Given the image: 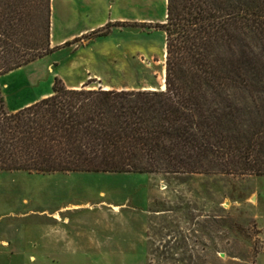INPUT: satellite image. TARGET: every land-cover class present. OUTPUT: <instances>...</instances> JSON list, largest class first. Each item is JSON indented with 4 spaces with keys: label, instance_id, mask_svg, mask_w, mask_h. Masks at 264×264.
Wrapping results in <instances>:
<instances>
[{
    "label": "trees",
    "instance_id": "16d2710c",
    "mask_svg": "<svg viewBox=\"0 0 264 264\" xmlns=\"http://www.w3.org/2000/svg\"><path fill=\"white\" fill-rule=\"evenodd\" d=\"M167 2L154 27L166 89L56 79L49 97L11 112L0 86V172L264 177V0ZM52 17V0H0V78L62 49Z\"/></svg>",
    "mask_w": 264,
    "mask_h": 264
},
{
    "label": "rangeland",
    "instance_id": "374dc122",
    "mask_svg": "<svg viewBox=\"0 0 264 264\" xmlns=\"http://www.w3.org/2000/svg\"><path fill=\"white\" fill-rule=\"evenodd\" d=\"M52 2L58 37L96 29L58 63L3 76L9 110L52 93L61 71L68 86L163 87L166 35L154 27L167 0ZM98 39L111 56L90 71L66 66ZM0 264H264V177L0 172Z\"/></svg>",
    "mask_w": 264,
    "mask_h": 264
},
{
    "label": "crops",
    "instance_id": "0c3cea01",
    "mask_svg": "<svg viewBox=\"0 0 264 264\" xmlns=\"http://www.w3.org/2000/svg\"><path fill=\"white\" fill-rule=\"evenodd\" d=\"M129 17L130 16H128L127 18H129ZM163 23H165V21L162 22V24ZM103 25H104V23L101 24L100 26H103ZM95 29L96 28L93 27V28H90L88 30L81 31L80 33L72 34V35H68V33L65 32V33L62 34V36L58 37L56 35L55 25H53V27H52V48H62V49L59 50L58 52L46 57V58L47 59L50 58L54 64L58 63V61L61 59V55L60 54L62 52H65V51H69V48L74 46V45L73 46L71 45L70 47H65V46H67V44H72V42H74V40H76L77 38H80L85 33H89L91 31H94ZM99 48H100L99 47V39L95 40V41H93L91 43H88V44H86L83 47H80V49L75 51V53H73V52L70 53L71 54V55H69V57H70L69 61L70 62H68V64L66 66L67 67H71V69L75 70V71L76 70L80 71L81 68H83V69H85L87 71H90V69L96 68L97 61L100 59V57H104V55L107 56L108 54H110V56H111V54H112V51H111L107 55H106V53L105 54L103 53L104 54L103 55L102 52H100ZM163 50H164V47H163ZM56 56H58V58H55ZM46 58L38 60V61H43ZM38 61L33 62V63H31V64H29V65H27V66H25V67H23V68H21L19 70H16V71L12 72V73L21 72L22 70L30 67L31 65L36 64ZM63 63L61 62V64L58 66V68H60L61 70L63 68ZM61 72H60V74H56L55 75V81H56V79H60V80H62L63 83L65 82L67 84V81H66L65 77L62 75ZM12 73H10V74H12ZM10 74H8V75H10ZM1 78H0V80H1ZM37 86L38 87L36 89H40L39 88L40 87L39 84ZM85 86H87V85H84V84L72 85V86L66 85V87H68L69 89H81V88H83ZM33 88H34V86H33ZM94 88L95 89L103 88L105 90H140V89H143V90H157L158 89L157 86H143V87H139V88L123 87V88H120V89H117V88L111 87V86H99V87H94ZM2 89H3V92H4L5 89L4 88H2ZM37 92L38 93H34L33 96H31V99H29V100H27L25 102L23 101L21 104H17L14 108H12L11 110H9V109L8 110L11 111V112H17V111H19L21 109L29 107V106H31V105H33V104H35V103L47 98V97H49L52 94L50 92L41 93L39 90H37ZM6 104H7V100H6ZM59 217L60 216L58 214H54V218L55 219L61 220V217L60 218ZM64 222H65V220H64ZM53 230L55 232L58 231L56 228H53Z\"/></svg>",
    "mask_w": 264,
    "mask_h": 264
},
{
    "label": "bare ground",
    "instance_id": "6f19581e",
    "mask_svg": "<svg viewBox=\"0 0 264 264\" xmlns=\"http://www.w3.org/2000/svg\"><path fill=\"white\" fill-rule=\"evenodd\" d=\"M164 52H165V54H167V51H166V43L164 45ZM162 81H165L164 80V77H163V80ZM162 88H163V90L166 89L165 82H163V87Z\"/></svg>",
    "mask_w": 264,
    "mask_h": 264
},
{
    "label": "water",
    "instance_id": "95a60500",
    "mask_svg": "<svg viewBox=\"0 0 264 264\" xmlns=\"http://www.w3.org/2000/svg\"><path fill=\"white\" fill-rule=\"evenodd\" d=\"M164 82H165V86H166V76H165V81ZM160 89H163V88L161 87Z\"/></svg>",
    "mask_w": 264,
    "mask_h": 264
}]
</instances>
